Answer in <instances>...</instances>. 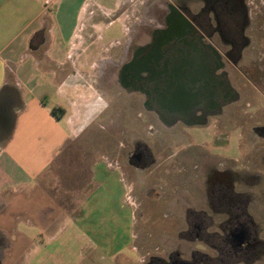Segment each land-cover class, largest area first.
I'll use <instances>...</instances> for the list:
<instances>
[{"label": "rangeland", "instance_id": "1", "mask_svg": "<svg viewBox=\"0 0 264 264\" xmlns=\"http://www.w3.org/2000/svg\"><path fill=\"white\" fill-rule=\"evenodd\" d=\"M84 1L86 17L92 14L103 23L97 31L101 37L88 45L96 59L93 79L101 85L109 81V88L100 87L103 96L94 105L98 114L90 123L75 126V137L42 174L27 179L28 187L0 192V264H146L152 257L190 264H264V143L251 134L264 122V0H247L258 13L252 36L259 50L245 54L244 63L255 64L251 71L245 65L239 69L242 73L231 70L238 102L204 128L188 130L184 137L189 140L179 134L180 125L166 130L142 108L140 96H130L116 83L113 58L124 45L122 27L110 12L116 0ZM128 1L119 17L122 23L135 15L136 6L130 10ZM59 33L66 43L75 33L84 35L80 23H55V42ZM60 48V53L53 49V55L69 51L68 45L61 43ZM89 94L94 98L95 92ZM57 100L48 96L44 102L50 109ZM150 118L152 131L156 128L162 135L144 133L142 122ZM134 130L141 132L156 160L143 173L122 157ZM209 135L215 137L211 152L219 169L260 176L233 188L258 226L254 249L233 251L217 228L225 218L209 219L207 179L196 157L206 151ZM224 137L226 143L220 141ZM198 222L206 230L193 227Z\"/></svg>", "mask_w": 264, "mask_h": 264}, {"label": "flooded vegetation", "instance_id": "2", "mask_svg": "<svg viewBox=\"0 0 264 264\" xmlns=\"http://www.w3.org/2000/svg\"><path fill=\"white\" fill-rule=\"evenodd\" d=\"M136 1L138 4L135 0L128 1L129 9L135 6L136 9L132 10L135 15L127 23H122L119 18L127 0H116L115 8L110 11L114 20L121 25L124 38V45L117 57L113 58L117 71L116 83L130 96H140L142 108L152 113L153 118L166 130L180 125L182 129L178 131L179 134L183 139H188L184 137V134L189 135L188 130L204 128L210 120L219 117L222 109L238 102L229 76L233 68L242 73L239 70L242 65L247 71H251L255 65L253 61L244 63V59L248 52L257 54L259 50L252 36L254 24L258 23V13L256 8L249 7L247 0ZM252 17L255 19L252 20ZM80 24L84 35L75 33L68 39L72 43L68 45L69 51L74 56L66 70L73 76L76 74L80 83L88 84L95 92L92 105H97L95 102L98 96H103L104 90H108L109 81L98 84L93 76L87 74L88 71L82 69L86 67L93 71L91 67L96 59L88 53V45L101 37L97 31L99 24L103 23H97L90 14L85 15ZM46 33L45 27L35 34V52L45 47ZM79 40L82 43L75 47ZM75 55L85 60V65L80 68L82 72L77 68ZM99 55L104 58L103 54ZM153 118L142 122L144 133L149 136L153 133L162 135L161 130L155 128L152 131ZM131 134L130 148L124 150L122 157L125 164L143 173L151 169L156 160L151 148L142 139L141 132L134 130ZM251 134L264 143V122L252 128ZM225 140V137L220 139ZM206 143V151L201 157V154L196 157L207 179V204L212 214L209 219L212 216L225 218V222L219 223L217 228L225 234L224 241L230 249H254L259 244L253 241L258 226L251 220L247 206L238 193L234 194L233 188L235 183L241 184L246 179L256 180L260 176L233 172L228 168L219 169L211 152L215 148V137L209 135ZM194 145L200 147V144ZM2 205L7 206L6 203ZM193 213L199 216V211ZM194 223L193 227L198 231L206 230L203 223ZM176 257L180 258V254L176 253ZM146 264L190 263L178 259L168 262L152 257Z\"/></svg>", "mask_w": 264, "mask_h": 264}, {"label": "crops", "instance_id": "3", "mask_svg": "<svg viewBox=\"0 0 264 264\" xmlns=\"http://www.w3.org/2000/svg\"><path fill=\"white\" fill-rule=\"evenodd\" d=\"M85 6L84 0H0V93L3 103H19L10 135L0 142V192L28 187L27 179L42 174L75 137V126L90 123L98 114L88 84L66 70L72 51L52 53H60L61 43L72 44L61 33L55 42V23H82ZM45 27L47 40L40 54L35 52V34ZM74 58L80 70L85 60ZM87 74L93 76L92 71ZM48 96L58 99L52 111L44 102ZM8 124L10 117L2 113L0 138Z\"/></svg>", "mask_w": 264, "mask_h": 264}, {"label": "water", "instance_id": "4", "mask_svg": "<svg viewBox=\"0 0 264 264\" xmlns=\"http://www.w3.org/2000/svg\"><path fill=\"white\" fill-rule=\"evenodd\" d=\"M1 96L2 94L0 93V115L2 113H5L8 120L10 117V124L7 125L8 130H6V132L3 134V137L0 138V142L7 139L8 136L10 135V132L14 124V117H15L14 112H15V109L19 106V103L17 101H14L13 103H10V104L3 103Z\"/></svg>", "mask_w": 264, "mask_h": 264}]
</instances>
